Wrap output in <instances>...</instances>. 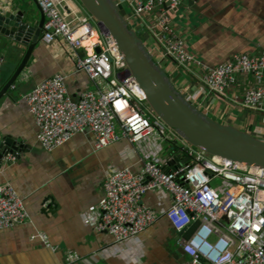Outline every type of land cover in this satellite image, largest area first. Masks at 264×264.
Segmentation results:
<instances>
[{"label": "crops", "instance_id": "obj_1", "mask_svg": "<svg viewBox=\"0 0 264 264\" xmlns=\"http://www.w3.org/2000/svg\"><path fill=\"white\" fill-rule=\"evenodd\" d=\"M115 1L129 17L132 15V0ZM179 1L181 5L172 21L188 52L201 64L193 75L185 77L165 58L149 30L151 17L145 21L131 18V25L166 73L171 77L180 75L175 86L191 103L212 119L264 140V111L249 110L242 102L244 91L253 83L250 75L237 74L236 83L223 94L211 92L199 78L204 70L223 64L234 55L258 57L264 53V0ZM20 3L30 5L35 18H40L33 0H0V9H11ZM63 4L70 11L68 19L72 24L79 18L91 19L77 0H65ZM2 41L0 36V88L24 54L19 48L10 62L4 63L7 59ZM77 53L82 55L83 51ZM57 73L66 75L72 99L93 88L84 73L75 71L73 55L62 43L49 46L41 38L15 87L0 99V139L11 136L25 146L15 161H9V155L0 165V184L14 187L30 216L27 223L0 231V264H192L178 244L180 234L164 216L171 197L162 189L148 192L143 199L158 215L143 233L116 243L111 235L95 229L106 177L124 167L138 172L148 160L166 170L186 162L185 155L174 151L178 136L168 131L162 140L149 137L132 143L121 139L97 150L92 133L86 131L45 151L38 143V130L25 96L35 85ZM174 157L177 160L171 163ZM47 197L53 198L56 209L44 214L41 205ZM36 234L45 235L50 246L32 240ZM69 256L76 259L69 262Z\"/></svg>", "mask_w": 264, "mask_h": 264}, {"label": "built area", "instance_id": "obj_2", "mask_svg": "<svg viewBox=\"0 0 264 264\" xmlns=\"http://www.w3.org/2000/svg\"><path fill=\"white\" fill-rule=\"evenodd\" d=\"M34 1L45 17L42 41L49 46L62 43L73 55L75 71L84 73L93 85L72 99L66 75L57 73L26 94L41 148L52 151L86 131L92 133L97 150L121 139L140 143L149 137L166 138L170 130L144 109V95L112 38L91 19L79 18L72 24L64 10L65 0ZM180 5L179 0H132V15L126 13V17L129 24L131 18L151 17L149 30L165 58L184 76H191L201 64L175 31L172 16ZM80 49L82 55L77 53ZM237 74L253 79L243 93V106L264 111V53L234 55L204 70L199 78L211 92L223 94L236 83ZM179 154L186 156V162L170 170L148 160L138 172L124 167L109 174L103 182L95 229L108 233L116 243L143 233L158 219L143 199L148 192L162 189L171 197L164 216L182 234L178 244L192 264H264V169L208 156L187 144ZM8 160L15 161L16 156ZM29 219L14 187L0 184V231ZM192 226V233L185 237ZM31 239L50 246L43 234ZM75 259L69 256L67 261Z\"/></svg>", "mask_w": 264, "mask_h": 264}, {"label": "water", "instance_id": "obj_3", "mask_svg": "<svg viewBox=\"0 0 264 264\" xmlns=\"http://www.w3.org/2000/svg\"><path fill=\"white\" fill-rule=\"evenodd\" d=\"M34 1V0H33ZM97 28L112 38L129 73L136 79L151 113L183 142L208 156L220 157L241 165L264 169V140L229 124H222L187 100L175 86L180 75L171 77L155 61L136 30L129 24L126 11L115 0H77ZM37 6V5H36ZM40 18L28 4L0 9V36L6 61L13 52L23 48L17 67L0 88V99L15 87L27 67L30 56L42 38L45 17L39 7ZM67 14L70 11L64 7ZM35 20V21H34ZM99 53L100 49H96ZM3 60V59H2ZM25 146L11 136L0 139V165L9 156H20ZM177 160L174 157L171 161ZM48 201L50 203L48 204ZM41 212L56 209L52 197L42 201ZM226 219V218H225ZM182 234H180L181 236Z\"/></svg>", "mask_w": 264, "mask_h": 264}, {"label": "rangeland", "instance_id": "obj_4", "mask_svg": "<svg viewBox=\"0 0 264 264\" xmlns=\"http://www.w3.org/2000/svg\"><path fill=\"white\" fill-rule=\"evenodd\" d=\"M91 21H92V23L94 24V26H96V24L93 22V20L91 19ZM131 25V24H130ZM97 27V26H96ZM131 27L132 28H134L132 25H131ZM140 36H143V35H140ZM155 59V58H154ZM156 61V60H155ZM185 77H187V76H185ZM184 96V95H183ZM185 97V96H184ZM187 100H189L190 101V98L189 97H185ZM191 102V101H190ZM143 107H144V109H146V110H148V105H147V103L146 102H143ZM179 138V137H178ZM184 142H183V140L181 139V138H179V140H178V143H177V145L176 146H178V147H180V148H182L183 146H184ZM174 149H175V147H174ZM220 183V181H215V183L214 184H219Z\"/></svg>", "mask_w": 264, "mask_h": 264}, {"label": "trees", "instance_id": "obj_5", "mask_svg": "<svg viewBox=\"0 0 264 264\" xmlns=\"http://www.w3.org/2000/svg\"><path fill=\"white\" fill-rule=\"evenodd\" d=\"M180 150H181V148L175 145V149H174V151L177 152V153H180ZM193 228H194V226H192L191 228H189V229L184 233V236H185V237H188V236L192 233Z\"/></svg>", "mask_w": 264, "mask_h": 264}, {"label": "bare ground", "instance_id": "obj_6", "mask_svg": "<svg viewBox=\"0 0 264 264\" xmlns=\"http://www.w3.org/2000/svg\"><path fill=\"white\" fill-rule=\"evenodd\" d=\"M117 47V46H116Z\"/></svg>", "mask_w": 264, "mask_h": 264}]
</instances>
